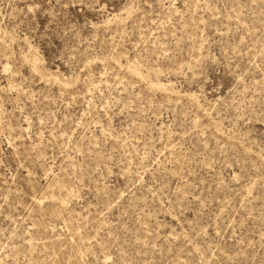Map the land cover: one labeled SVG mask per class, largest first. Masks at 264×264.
Wrapping results in <instances>:
<instances>
[{"label": "rangeland", "instance_id": "374dc122", "mask_svg": "<svg viewBox=\"0 0 264 264\" xmlns=\"http://www.w3.org/2000/svg\"><path fill=\"white\" fill-rule=\"evenodd\" d=\"M0 264H264V0H0Z\"/></svg>", "mask_w": 264, "mask_h": 264}, {"label": "bare ground", "instance_id": "6f19581e", "mask_svg": "<svg viewBox=\"0 0 264 264\" xmlns=\"http://www.w3.org/2000/svg\"><path fill=\"white\" fill-rule=\"evenodd\" d=\"M0 33H1V29H0Z\"/></svg>", "mask_w": 264, "mask_h": 264}]
</instances>
